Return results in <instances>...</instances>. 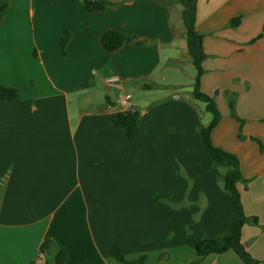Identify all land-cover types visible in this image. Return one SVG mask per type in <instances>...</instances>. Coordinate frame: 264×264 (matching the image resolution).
Masks as SVG:
<instances>
[{"label": "crops", "instance_id": "1", "mask_svg": "<svg viewBox=\"0 0 264 264\" xmlns=\"http://www.w3.org/2000/svg\"><path fill=\"white\" fill-rule=\"evenodd\" d=\"M104 1L112 6L88 12L84 0H0V84L19 93L0 98V264H54L60 249L65 264H122L110 256L115 245L145 264H244L233 250L201 258L186 245V229L216 237L237 212L224 189L226 164L210 156L200 129L201 137L193 134L200 124L191 101L207 112L193 99L196 76L185 77L194 66L179 0ZM263 27L264 0H198L201 90L217 96L223 117L212 139L240 159L244 211L258 218L242 240L260 264L264 154L250 139L256 145L229 143L234 125L218 93H234L242 79L236 111L245 117V98L264 120V37L256 40ZM109 31L126 35L114 52L102 43ZM139 90L145 98L135 101ZM122 93L140 113L134 138L115 124L126 111ZM45 241L53 242L47 254Z\"/></svg>", "mask_w": 264, "mask_h": 264}, {"label": "trees", "instance_id": "2", "mask_svg": "<svg viewBox=\"0 0 264 264\" xmlns=\"http://www.w3.org/2000/svg\"><path fill=\"white\" fill-rule=\"evenodd\" d=\"M182 6V21L185 28V38L187 41L188 54L192 64L196 69V78L193 89V99L205 105L207 113L212 115V120L208 126L200 128V134L203 137V142L210 156L218 163H224L227 166V171L224 175V189L230 195L231 200L236 208V218L229 222L225 229L216 237H206L197 239L191 229H186V245L194 249L201 258L213 254H223L233 250L244 264H260L259 261L252 256L242 240L244 227L248 223L258 224V218L247 217L242 203V195L238 188V184L244 182L241 170V162L239 157L229 151L219 148L213 143V132L220 125L223 117L218 108L214 97L204 93L201 90V80L205 73L204 62L206 53L204 50V37L197 29V13L198 0H179ZM112 4L104 0H84L85 10L88 12H99L107 10ZM6 5L0 4V24L4 17ZM240 19H233L231 25L238 27ZM264 37V27L258 39ZM68 39L62 40V45L65 46ZM126 41V35L118 31H109L104 34L102 43L104 48L109 52L119 50ZM158 85H145V88H157ZM229 108L230 116L240 125V133L238 135L241 141H246L247 138L243 135L242 125L244 121L237 115L236 99L234 94H230ZM19 93L15 89L7 88L0 84V98L5 101H13L18 99ZM116 126L127 131L130 138L137 136L140 129V113L129 110L120 112L115 119ZM250 140L256 142L260 148L261 154H264V144L255 137H250ZM52 241H45L41 246V252L47 254ZM110 256L122 264H145L146 259L141 258L138 261H129L122 250L115 245L112 248ZM67 260V252L63 249L58 250L57 254L52 259L54 264H65ZM35 264V263H33ZM195 264V263H194Z\"/></svg>", "mask_w": 264, "mask_h": 264}, {"label": "rangeland", "instance_id": "3", "mask_svg": "<svg viewBox=\"0 0 264 264\" xmlns=\"http://www.w3.org/2000/svg\"><path fill=\"white\" fill-rule=\"evenodd\" d=\"M182 23H183V21H182ZM192 69H193V72L190 73L189 71H187L185 73V77H189L190 78L191 75L196 76L195 67H193ZM232 86H233V91H230V92L231 93L234 92L232 94L235 95L236 104L238 105L240 92L242 93V96H245V94H246V92L243 93L244 89H245V86H246V82L243 81L242 79H238V80L234 79ZM132 87L136 88L135 85H131V88ZM160 88H162V87H160ZM182 90H184L185 92L191 91L192 87L183 85ZM168 93L172 96L171 97L172 99H175V95H173V91L171 89L168 91ZM137 94L138 95L134 96V100L135 101L136 100L140 101V100L145 98V97H141L142 95H140V90L137 91ZM141 94H143V96H144V95L148 94V92L144 91ZM218 95L219 96L222 95L223 99L226 100V101H229V98L231 97V95L229 94L228 91L227 92L225 91L224 93L223 92L221 93V91H219ZM184 96L186 97L187 95L184 94ZM214 97L216 98L217 96L214 95ZM241 101H242L241 102L242 103V105H241L242 107H241L240 110H241L243 116H245V117H241L240 114H238V111H236V112H237V115L244 121V124L242 125V130H243L242 132H243V135L247 138V140L246 141H241L239 139L238 135L240 133L241 125L236 120L232 119L231 116H230V118H231L230 121H232V123L234 125V129H233V132H232V134L230 136L231 139H230L229 143H231L232 146H237V147H240V148H244L245 145H256L253 142H251L250 140H248L250 137H255V138L259 137L260 138V136L261 137L264 136L263 135L264 134V120H260L257 117H255L254 114L252 115V113L248 112V109L245 106V98H243V100L241 99ZM228 105H229V102H228ZM243 105H244V108H243ZM228 109H229V112H230L229 106H228ZM141 113H142V111H141ZM211 120H212V115L210 113H205V116L203 118L199 117V124L200 125L198 126V128H196L195 131H193V134H199V129L202 128V127L208 126L209 123L211 122ZM198 136H200V134ZM192 138H193V136H192Z\"/></svg>", "mask_w": 264, "mask_h": 264}, {"label": "built area", "instance_id": "4", "mask_svg": "<svg viewBox=\"0 0 264 264\" xmlns=\"http://www.w3.org/2000/svg\"><path fill=\"white\" fill-rule=\"evenodd\" d=\"M108 83L112 87L121 88V84L118 79H111ZM131 99H132L131 94H125V93L121 94V102L125 106L126 111L132 110Z\"/></svg>", "mask_w": 264, "mask_h": 264}, {"label": "water", "instance_id": "5", "mask_svg": "<svg viewBox=\"0 0 264 264\" xmlns=\"http://www.w3.org/2000/svg\"><path fill=\"white\" fill-rule=\"evenodd\" d=\"M190 106L196 111L199 117L201 118L204 117L205 112L201 109V107L195 101H191ZM45 264H52V263L46 262Z\"/></svg>", "mask_w": 264, "mask_h": 264}]
</instances>
